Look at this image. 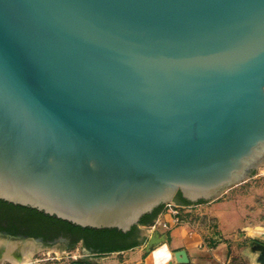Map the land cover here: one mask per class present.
I'll list each match as a JSON object with an SVG mask.
<instances>
[{"label":"water","instance_id":"water-1","mask_svg":"<svg viewBox=\"0 0 264 264\" xmlns=\"http://www.w3.org/2000/svg\"><path fill=\"white\" fill-rule=\"evenodd\" d=\"M263 164L264 0H0L1 200L128 232ZM66 241L0 231V264Z\"/></svg>","mask_w":264,"mask_h":264},{"label":"crops","instance_id":"crops-1","mask_svg":"<svg viewBox=\"0 0 264 264\" xmlns=\"http://www.w3.org/2000/svg\"><path fill=\"white\" fill-rule=\"evenodd\" d=\"M213 199L196 205L179 206L183 221L174 224V213L165 207L155 223L157 230H150L142 244L109 253L81 254L78 245L60 257H53L44 264H231L230 248L234 231L241 224L239 210L229 200ZM190 206V207H184ZM154 223V224H155ZM170 225V228L163 226ZM166 239L147 250L149 237L155 232ZM184 250L188 262L180 263L175 252Z\"/></svg>","mask_w":264,"mask_h":264},{"label":"trees","instance_id":"trees-1","mask_svg":"<svg viewBox=\"0 0 264 264\" xmlns=\"http://www.w3.org/2000/svg\"><path fill=\"white\" fill-rule=\"evenodd\" d=\"M175 202L181 205L193 204L185 199L180 191L175 197ZM204 202L207 201L200 200L197 203ZM164 206L165 204L156 207L153 212L145 214L139 224L133 225L128 232H123L116 228H84L36 209L14 205L0 199V231L6 230L11 235L24 233L30 237H42L45 241L65 237L71 240L69 249L82 243L87 249L109 253L137 246L140 225H151Z\"/></svg>","mask_w":264,"mask_h":264},{"label":"rangeland","instance_id":"rangeland-1","mask_svg":"<svg viewBox=\"0 0 264 264\" xmlns=\"http://www.w3.org/2000/svg\"><path fill=\"white\" fill-rule=\"evenodd\" d=\"M218 198L233 201L241 217V224L233 233L231 264H253V260L255 264H262L258 261L261 256L258 245L264 243V237L261 235V232H264V164L258 165L253 176H247L224 189ZM78 247L81 250V245ZM66 251L39 248L31 255L33 262L28 264H44L53 257H60ZM257 253L259 255L255 256ZM4 263L13 264L9 260Z\"/></svg>","mask_w":264,"mask_h":264},{"label":"built area","instance_id":"built-area-1","mask_svg":"<svg viewBox=\"0 0 264 264\" xmlns=\"http://www.w3.org/2000/svg\"><path fill=\"white\" fill-rule=\"evenodd\" d=\"M167 207L171 208L172 212L174 213L175 217H174V224L177 225V224H180L183 219L180 217V208L179 206H173V203H168L166 204ZM184 207H190V206H184ZM158 223H155L152 227V230H157L158 227H157ZM163 226L166 227V228H170V225L166 224V223H163Z\"/></svg>","mask_w":264,"mask_h":264},{"label":"bare ground","instance_id":"bare-ground-1","mask_svg":"<svg viewBox=\"0 0 264 264\" xmlns=\"http://www.w3.org/2000/svg\"><path fill=\"white\" fill-rule=\"evenodd\" d=\"M261 235L263 236L264 235V232H261ZM31 257H24V258L19 259V260H12L11 262L13 264H28V263H30L32 261V258Z\"/></svg>","mask_w":264,"mask_h":264},{"label":"flooded vegetation","instance_id":"flooded-vegetation-1","mask_svg":"<svg viewBox=\"0 0 264 264\" xmlns=\"http://www.w3.org/2000/svg\"><path fill=\"white\" fill-rule=\"evenodd\" d=\"M3 231H6V230H3ZM2 232V231H1ZM23 235H26V234H24V233H20V234H18V235H13V236H23ZM28 236V235H27ZM30 237V236H29ZM33 238H37V237H33ZM58 238H60V237H58ZM57 239V238H56ZM70 244H71V240L70 239H68L67 238V241L66 242H62L61 243V246L63 247V248H65V249H68L69 247H70ZM87 250H89V249H87Z\"/></svg>","mask_w":264,"mask_h":264},{"label":"clouds","instance_id":"clouds-1","mask_svg":"<svg viewBox=\"0 0 264 264\" xmlns=\"http://www.w3.org/2000/svg\"><path fill=\"white\" fill-rule=\"evenodd\" d=\"M251 234V233H250ZM255 256H258L259 254L257 253V254H254ZM253 264H255V260H253Z\"/></svg>","mask_w":264,"mask_h":264}]
</instances>
